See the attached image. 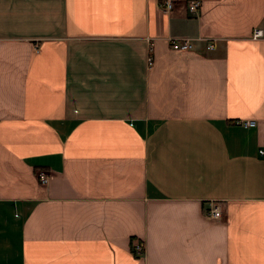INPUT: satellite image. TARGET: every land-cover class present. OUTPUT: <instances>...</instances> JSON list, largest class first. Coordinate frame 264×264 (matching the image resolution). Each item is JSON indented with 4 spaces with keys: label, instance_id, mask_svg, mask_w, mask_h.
<instances>
[{
    "label": "crops",
    "instance_id": "crops-1",
    "mask_svg": "<svg viewBox=\"0 0 264 264\" xmlns=\"http://www.w3.org/2000/svg\"><path fill=\"white\" fill-rule=\"evenodd\" d=\"M188 2L0 0V264H264V0Z\"/></svg>",
    "mask_w": 264,
    "mask_h": 264
},
{
    "label": "built area",
    "instance_id": "built-area-1",
    "mask_svg": "<svg viewBox=\"0 0 264 264\" xmlns=\"http://www.w3.org/2000/svg\"><path fill=\"white\" fill-rule=\"evenodd\" d=\"M201 0H189L188 2V9L191 13H197L200 9ZM160 6L167 12L171 11L175 7V0H160ZM252 37L253 38H264V27L256 26L252 30ZM170 43L173 49L175 50H192L194 48L193 42L189 37L184 38H171ZM208 49L215 48V42L213 40H209L207 42ZM148 62L151 64L153 62V56L150 54L148 55ZM237 122L246 125L252 126L255 124L254 119H238ZM258 154L260 156H264V146H260L258 148ZM39 177L42 182L48 180V175L45 171L39 172ZM223 211L219 205L214 206L211 211L209 212L210 216L213 217H222ZM132 248L136 255L141 256L145 253V245L142 239L134 238L132 240Z\"/></svg>",
    "mask_w": 264,
    "mask_h": 264
}]
</instances>
